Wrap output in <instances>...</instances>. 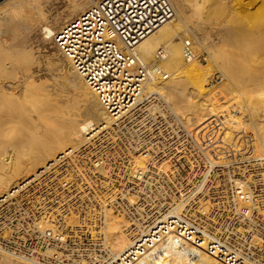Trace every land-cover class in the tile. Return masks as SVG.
<instances>
[{
    "label": "bare ground",
    "instance_id": "6f19581e",
    "mask_svg": "<svg viewBox=\"0 0 264 264\" xmlns=\"http://www.w3.org/2000/svg\"><path fill=\"white\" fill-rule=\"evenodd\" d=\"M98 1L17 0L9 3V9L0 13V200L6 196L4 201L8 202L9 198L19 195L30 186L32 180H29L33 176L37 177V173L57 161L58 155L71 154L95 139L110 135L108 130L115 131L114 119L55 43V35L65 24ZM255 1L253 4L258 2ZM169 2L175 12L173 19L147 36L135 49L140 62L149 72L141 102L144 96L159 93L170 109L178 112L188 136L184 129L185 134L181 137L169 138L161 147L157 145L154 156L150 154L153 148L150 142L146 139L133 140L127 152L131 159L130 168L122 176V186L133 184L134 200L139 202L144 197L151 202L148 206L154 208L160 198L150 196L144 190L150 187L162 190L164 185L176 183L163 174H172L173 167L184 170L191 166L189 170L199 175L183 182L193 186L195 193L188 196L182 194L179 199L165 203V212H154L152 208L144 214L146 206H143L138 210L139 220L134 223L122 215L117 217L108 212L106 223L100 231L104 239V253L95 257V264L118 260L137 242L150 238L153 232L156 234L159 226L168 218H180L190 199L198 192L201 196L196 198L199 199L200 208L208 210L210 202L205 199L206 192L224 183L219 178L209 179L215 169H218L216 174L222 175H229L230 170L233 174L236 170L246 173L247 176L241 179L229 178V183L243 192L249 190V184L264 185V138L253 134L249 138H241L245 131L241 125L233 133L224 130V125L209 121L190 123L189 119L179 114L186 101V91L192 85H206L212 91L211 95L225 92L223 88L221 92L216 91L218 87L211 68L197 61L201 55L197 56L196 46L206 50L213 63H224L219 61L220 54L232 48L242 60L249 56L251 58L247 45L253 41L251 39L264 36V19L258 17V14L264 16V10L260 9L263 13H255L260 20L254 21V12L252 14L249 9L251 4L244 0ZM194 19H198V22L194 23ZM16 37L19 42L22 41L20 37L25 40L22 45L16 42L17 39L14 40ZM188 40L192 42L195 55L186 62L184 47ZM15 48L18 49L17 54H22L21 59L18 55V59L13 58L14 50L10 49ZM158 50L162 51L161 65L154 67ZM181 74L188 75L189 81L185 84L181 81ZM233 74L230 72L231 77L235 76ZM226 87L230 89L229 85ZM240 104L238 109L241 112L237 110L236 113H240L235 116L238 122L247 109L252 112L254 105L248 106L247 103L246 109ZM27 106L32 109L28 110ZM248 110L247 113H251ZM220 130H223V134L219 138L217 134ZM104 132L107 134L102 135ZM202 132L206 138H200ZM196 157L198 160L193 166L191 160ZM203 160L206 164L202 166L200 163ZM198 169L201 172H197ZM99 171L105 174L102 167ZM233 178L238 182L233 183ZM183 182L177 185L181 188ZM246 206L247 202L240 203V207ZM49 226L47 220L37 225L41 230ZM204 233L206 240L213 239ZM176 238L171 234L163 237L151 251L145 250L139 255L135 264H226L219 256L208 254L204 244L197 247L180 237ZM0 264L42 263L0 248Z\"/></svg>",
    "mask_w": 264,
    "mask_h": 264
},
{
    "label": "built area",
    "instance_id": "2783aa9c",
    "mask_svg": "<svg viewBox=\"0 0 264 264\" xmlns=\"http://www.w3.org/2000/svg\"><path fill=\"white\" fill-rule=\"evenodd\" d=\"M174 15L169 0H99L57 32V47L114 119L115 131L106 137L104 132L102 138L71 154L58 155L19 195L8 202L6 196L1 198V249L42 264H95V257L104 253L100 231L108 212L134 223L139 220V208L146 206L144 214L151 211L153 206L144 197L134 200L133 184L122 186V176L130 168L129 144L146 139L154 156L157 145L181 137L184 128L159 93L148 94L141 102L149 72L135 49ZM184 55L187 62L194 58L189 40ZM161 57L158 50L156 60ZM196 160H191L193 166ZM200 164H206L205 160ZM101 167L105 174L99 171ZM190 167H173L172 174H163L176 183L166 184L162 190L149 188L150 196L160 198L154 212H165V203L195 193L193 186L183 182L199 175ZM217 170L209 179L224 183L206 192L208 210L200 208L196 194L180 218H168L156 234L108 264H135L139 255L170 234L193 246L204 244L208 254L219 256L226 264H264V185L249 184V190L243 192L229 183V175L216 174ZM241 202L247 206L240 207ZM43 220L50 226L41 230L37 225ZM204 232L213 239L206 240Z\"/></svg>",
    "mask_w": 264,
    "mask_h": 264
},
{
    "label": "rangeland",
    "instance_id": "374dc122",
    "mask_svg": "<svg viewBox=\"0 0 264 264\" xmlns=\"http://www.w3.org/2000/svg\"><path fill=\"white\" fill-rule=\"evenodd\" d=\"M15 1L17 0H0V13H3L7 9H9V3H12ZM244 1L251 4L249 9L251 13L254 12V15L256 12L261 13L264 10L263 9L264 2H262V0H257L258 2L255 3L256 6L255 4H253L254 2H256L255 0L254 1L244 0ZM261 5L263 6V8L261 7ZM260 9H262V11ZM258 15L260 19L262 20L264 19V16L262 14H258ZM254 17H253L254 21L255 20L257 21V19L258 21L260 20L259 18H257V14ZM197 22H198V19H194V23H197ZM172 25H175V24L172 23ZM19 39L20 41L22 40L21 41L22 43L19 42L17 37L14 40H16L17 43L22 45L25 40L22 37H20ZM254 39L255 38L251 39L253 41L250 42V44L248 43L249 45H247V50L250 51L251 58L249 56L246 60H242L240 56H238V53L235 52L233 48L232 50L226 49L223 52L224 54L223 53L222 55L220 54L219 61L224 62L222 64H225V65L227 64V67L230 66L228 68L224 67L222 64L213 63L208 52H206V50H203L201 47L196 46L197 56L201 55L199 56L197 61L203 65H206L209 69L211 68L210 70L212 72L211 73L212 77L215 80L217 87H218L216 88V91L221 92V88H223L225 92L223 93L221 92L218 95L216 94L211 95L210 93L212 91H209L206 85L204 86H200L198 84L192 85L186 91V101L183 103V108L179 112V114H182V117L184 119H189L191 121L190 123H194V122L202 123V122L209 121V122L215 123L216 125L217 124L224 125L225 126L224 130H228L229 132H233V133L237 132L239 126L241 125L242 127L245 128L244 134L243 136H241V138L243 137L249 138L252 134L256 135L259 138H264V52H263L264 51V36L263 38L262 37L259 38L257 36L256 38L257 40H254ZM11 50L12 51L14 50L13 51L14 54L12 55L13 58L18 59L19 58L18 56H20L16 52L18 49L16 48L10 49V51ZM231 52L237 55L235 56ZM22 57L23 56L21 54L19 59H21ZM154 60H156V56ZM184 61L186 60L184 59ZM154 63H153L154 67L161 65L160 64L161 61L156 60L154 61ZM230 72L235 73L233 74L235 76L231 77ZM180 76H181L182 83L185 84L186 82L189 81L187 74H181ZM168 80L170 79H166L165 81H168ZM227 85L230 86V89L228 87L225 88V86ZM219 87H220V90H219ZM238 102L239 104L241 103L240 104L241 107L242 105L244 106L243 108H246L247 103H248V106L249 105L252 106V104L254 103L252 112L246 108L251 113L248 112L249 113L248 114L246 110V114H244L243 116H240L242 120L239 118L240 119L239 122L237 121V118L235 117L236 114H239L241 112V110L238 109V105H239ZM29 108L30 110L32 109V107L29 106L28 110ZM237 110H240V112L238 111L239 113H236ZM172 112H174L176 115L178 114L177 111L176 112L172 111ZM107 132L112 134V130H108ZM107 132L105 134H107ZM185 132L187 133V136H188V132L186 131V129H185ZM222 134H223V130L222 131L220 130V132H218L217 135L220 138ZM206 137L207 136L205 133L202 132L200 134V138H206ZM232 174L233 173L231 170L229 177L241 179L242 176H245V177L247 176L246 173L242 174V172H239L237 170L233 175ZM237 182H238V179L233 180V183H237ZM149 190H150L149 188L145 189L144 192H150ZM197 196L198 197L201 196L200 192H198ZM117 217H120V216H117ZM124 219H127V218L124 217Z\"/></svg>",
    "mask_w": 264,
    "mask_h": 264
}]
</instances>
